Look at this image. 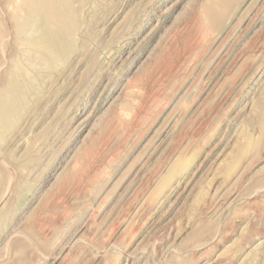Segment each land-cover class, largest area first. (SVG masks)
<instances>
[{"label":"rangeland","instance_id":"374dc122","mask_svg":"<svg viewBox=\"0 0 264 264\" xmlns=\"http://www.w3.org/2000/svg\"><path fill=\"white\" fill-rule=\"evenodd\" d=\"M72 6L55 67L0 33V264H264V0Z\"/></svg>","mask_w":264,"mask_h":264},{"label":"bare ground","instance_id":"6f19581e","mask_svg":"<svg viewBox=\"0 0 264 264\" xmlns=\"http://www.w3.org/2000/svg\"><path fill=\"white\" fill-rule=\"evenodd\" d=\"M7 7L8 13L0 17V33L6 29V23L13 24L15 32L12 31L25 46L26 54L27 47L30 53L40 54L39 60L46 68L55 67L72 49L77 25L72 0H7ZM209 11L215 15L220 13L215 5ZM12 68L11 74L8 73L9 83L0 88V131L15 120L27 97V74L22 61H17Z\"/></svg>","mask_w":264,"mask_h":264}]
</instances>
